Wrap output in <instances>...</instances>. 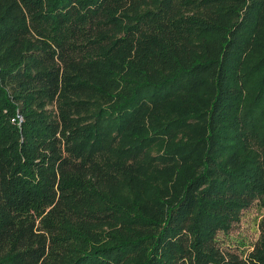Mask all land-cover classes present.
I'll list each match as a JSON object with an SVG mask.
<instances>
[{"label":"trees","instance_id":"1","mask_svg":"<svg viewBox=\"0 0 264 264\" xmlns=\"http://www.w3.org/2000/svg\"><path fill=\"white\" fill-rule=\"evenodd\" d=\"M264 0H0V264H264Z\"/></svg>","mask_w":264,"mask_h":264},{"label":"rangeland","instance_id":"2","mask_svg":"<svg viewBox=\"0 0 264 264\" xmlns=\"http://www.w3.org/2000/svg\"><path fill=\"white\" fill-rule=\"evenodd\" d=\"M264 215V209L252 204L244 209L240 220L235 223L226 235H220L222 245L238 251L248 250L258 236V223Z\"/></svg>","mask_w":264,"mask_h":264}]
</instances>
